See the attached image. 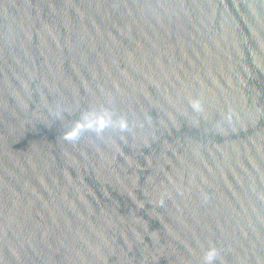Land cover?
<instances>
[{"label":"water","instance_id":"95a60500","mask_svg":"<svg viewBox=\"0 0 264 264\" xmlns=\"http://www.w3.org/2000/svg\"><path fill=\"white\" fill-rule=\"evenodd\" d=\"M0 264H264V0H0Z\"/></svg>","mask_w":264,"mask_h":264}]
</instances>
